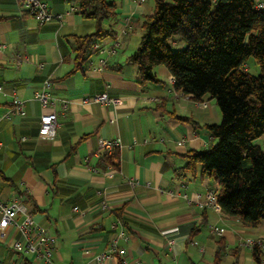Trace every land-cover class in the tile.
<instances>
[{
  "label": "crops",
  "instance_id": "0c3cea01",
  "mask_svg": "<svg viewBox=\"0 0 264 264\" xmlns=\"http://www.w3.org/2000/svg\"><path fill=\"white\" fill-rule=\"evenodd\" d=\"M82 1L45 0L53 13L74 10L59 22L40 24L24 12L23 0H0V199L8 202L24 193L23 204L33 219L56 238L54 264H95L96 256L110 253L114 238L123 264H256L241 243L264 236V220L245 227L200 207L194 196L216 183L200 175L199 168L194 178L175 175L187 150L214 144L204 126L219 123L217 104L204 95L202 106L176 91L160 65L154 69L158 81L139 84L128 58L153 0H107L115 4L116 16L102 25L115 33L97 42L109 48L117 41L115 53L93 51L84 70L67 74L73 68V38L96 29V20L78 10ZM173 45L183 47L177 38ZM250 67L258 72L248 59L245 69ZM45 78L53 100L49 109L59 124L53 138L38 135L39 115L49 109L42 110L34 93ZM99 93L120 103L92 101ZM14 97L23 101L24 114L5 116ZM115 138L118 169L94 168L103 151L99 139ZM21 239L18 229H4L0 261L19 263L21 256L10 244ZM218 245L224 253L216 260ZM99 264H117L116 256Z\"/></svg>",
  "mask_w": 264,
  "mask_h": 264
},
{
  "label": "trees",
  "instance_id": "16d2710c",
  "mask_svg": "<svg viewBox=\"0 0 264 264\" xmlns=\"http://www.w3.org/2000/svg\"><path fill=\"white\" fill-rule=\"evenodd\" d=\"M115 9L107 0L81 2L80 14L95 19L96 29L73 38L75 56L67 74L84 70L92 45L114 35L102 21L115 18ZM140 28L138 46L128 57L139 84L158 81L154 69L164 66L176 91L195 101L208 95L220 111L219 123L204 126L216 142L203 150H187L175 175L194 178L199 168L200 175L216 183L221 213L245 227L257 226L264 220V145L257 142L264 136V8L257 9L255 0H153ZM175 38L182 48L174 47ZM251 57L257 74L245 69ZM92 166L118 169L117 148L103 150ZM250 252L256 264H264V249L254 246ZM223 253L224 246L218 245L216 260ZM114 255L123 264L121 255Z\"/></svg>",
  "mask_w": 264,
  "mask_h": 264
},
{
  "label": "built area",
  "instance_id": "2783aa9c",
  "mask_svg": "<svg viewBox=\"0 0 264 264\" xmlns=\"http://www.w3.org/2000/svg\"><path fill=\"white\" fill-rule=\"evenodd\" d=\"M255 7L257 9L264 8L263 0H255ZM23 8L30 12V14L40 23H47L51 21H61L63 16L69 14L74 10L73 7H70L63 13H53L49 10L45 0H23ZM119 43L115 41L113 45L109 48L101 46L100 43L95 42L92 45L94 51H97L99 54H113L116 51ZM105 60L101 57L99 59V64L104 65ZM42 66V64H39ZM50 86L49 79L45 78L42 83L40 90L34 93V98L38 101L42 110L49 109L53 104V100L49 95L48 88ZM92 101L98 102L101 104L108 105H117L120 103L118 98L108 97L105 93H99L93 95L91 98ZM199 105L205 106V102H199ZM65 108V106H63ZM10 113L23 115V101L17 97H14L11 100V107L9 113L5 116H8ZM39 128L38 135L46 138H53L56 129L58 127V121L56 113L49 109L46 112H42L39 115ZM99 146L101 149L105 150L107 153H110L113 149L118 148L119 139L115 138L112 140L99 139ZM185 198H188L186 194L183 195ZM197 205L202 208H211L218 213H221L219 204L217 202L216 191L214 189L208 190L204 195L196 194L193 200ZM105 204H103V207ZM19 215L22 216L18 220ZM7 226H12L19 230L21 233V240H15L10 244L11 250L20 255L21 259L18 264H24L27 260L30 263L34 264H54L51 259L52 251L56 246L55 236L48 234L47 229L37 223L31 213L28 211L26 206L23 204L22 197L15 195L10 201L4 202L0 199V237L4 236V229ZM211 231L217 234H220L222 229L215 226H211ZM171 242V241H170ZM242 246L246 247L249 251L252 250L254 246H258L261 249H264V236L255 237V238H246L241 243ZM116 251L115 248V238L112 240L110 253L108 255H98L96 256L95 264H99L103 258H110L114 255ZM0 264H10V262L1 260ZM92 264V263H87Z\"/></svg>",
  "mask_w": 264,
  "mask_h": 264
},
{
  "label": "rangeland",
  "instance_id": "374dc122",
  "mask_svg": "<svg viewBox=\"0 0 264 264\" xmlns=\"http://www.w3.org/2000/svg\"><path fill=\"white\" fill-rule=\"evenodd\" d=\"M250 63H254V65H256L257 66V64L255 63V61H254V59L251 57L250 58ZM163 69H164V66H161ZM258 67V66H257ZM248 71V70H247ZM249 73H251V74H253L252 73V67H250L249 68V71H248ZM258 73V72H257ZM257 73H255V74H257ZM214 100V99H213ZM215 101V100H214ZM216 103V102H215ZM216 142V140H214V143ZM257 142L260 144V145H264V140H263V138H261V139H259V140H257Z\"/></svg>",
  "mask_w": 264,
  "mask_h": 264
}]
</instances>
